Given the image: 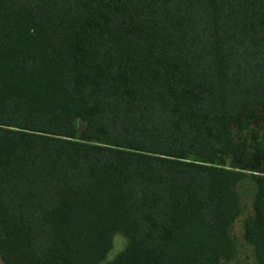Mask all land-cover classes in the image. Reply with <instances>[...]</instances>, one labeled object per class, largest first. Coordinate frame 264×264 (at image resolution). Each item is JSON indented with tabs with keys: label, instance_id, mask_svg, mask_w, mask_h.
<instances>
[{
	"label": "trees",
	"instance_id": "1",
	"mask_svg": "<svg viewBox=\"0 0 264 264\" xmlns=\"http://www.w3.org/2000/svg\"><path fill=\"white\" fill-rule=\"evenodd\" d=\"M251 120L264 156V0H0L2 263L217 264Z\"/></svg>",
	"mask_w": 264,
	"mask_h": 264
},
{
	"label": "rangeland",
	"instance_id": "2",
	"mask_svg": "<svg viewBox=\"0 0 264 264\" xmlns=\"http://www.w3.org/2000/svg\"><path fill=\"white\" fill-rule=\"evenodd\" d=\"M231 129L233 131L232 143L236 148L241 147L242 154L240 158L235 156L236 160L229 161V164L232 168L246 171L247 175L237 185L240 210L228 226L227 232L232 241L230 254L219 257L217 264H259L252 244L244 237V227L245 222L252 218L254 212L255 184L250 174H264V156L258 152L255 146L256 139L263 134V128L259 126L258 122L253 121L250 126L238 123L231 124ZM229 155L232 157L235 155V151H229ZM125 243L126 238L122 234H114L112 247L99 264H107L108 260L121 250ZM0 264H3L1 259Z\"/></svg>",
	"mask_w": 264,
	"mask_h": 264
}]
</instances>
